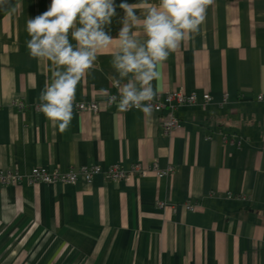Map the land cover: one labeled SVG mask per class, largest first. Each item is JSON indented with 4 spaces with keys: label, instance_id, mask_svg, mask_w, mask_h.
Returning <instances> with one entry per match:
<instances>
[{
    "label": "crops",
    "instance_id": "obj_1",
    "mask_svg": "<svg viewBox=\"0 0 264 264\" xmlns=\"http://www.w3.org/2000/svg\"><path fill=\"white\" fill-rule=\"evenodd\" d=\"M50 5L20 0L0 20V169L23 175L0 182V264H264V0H213L198 32L157 66V94L180 85L198 94L173 111L104 105L100 89L116 91L114 39L75 91L74 100H96L101 110L73 108L63 132L30 107L52 65L30 56L26 23ZM172 115L179 127L165 133ZM154 161L174 170L117 183L101 174L76 184L26 178L37 165L120 162L129 170ZM187 201L198 207L186 209Z\"/></svg>",
    "mask_w": 264,
    "mask_h": 264
},
{
    "label": "clouds",
    "instance_id": "obj_2",
    "mask_svg": "<svg viewBox=\"0 0 264 264\" xmlns=\"http://www.w3.org/2000/svg\"><path fill=\"white\" fill-rule=\"evenodd\" d=\"M6 2L0 0V6ZM141 3L147 4V0ZM141 3L120 4L125 15L116 38L106 31L116 15L113 0H51L46 12L27 20L30 56L52 65L49 81L38 97L39 110L61 132L72 119L78 83L114 39L118 40V50L112 54L111 65L118 95L103 88L100 94L107 103H117L121 111L136 108L150 114L157 95L152 85L159 77L157 66L198 32L213 0H159L138 18L134 9ZM134 30L142 32L143 38ZM124 80L127 82L121 83Z\"/></svg>",
    "mask_w": 264,
    "mask_h": 264
},
{
    "label": "built area",
    "instance_id": "obj_3",
    "mask_svg": "<svg viewBox=\"0 0 264 264\" xmlns=\"http://www.w3.org/2000/svg\"><path fill=\"white\" fill-rule=\"evenodd\" d=\"M148 2H156L157 0H147ZM115 85V84H114ZM116 91L110 92L112 95H118L117 87L115 86ZM261 99L262 96L260 95ZM106 97L104 99V105L112 106L114 103L109 104L106 102ZM203 102L205 104L213 100V97L209 92H205L202 95ZM198 100L197 92H187L185 87L180 85L178 88L173 90H167L163 93H159L155 96L154 100L151 102L152 109L159 112L162 111L165 107H169L172 111L181 105H190L196 103ZM20 109L26 107V102L23 99H20L15 102ZM40 101L32 104L30 107L36 111L39 110ZM102 104L96 100H83L73 102V108H76L80 112L88 113H97L101 110ZM129 110H138L136 108H131ZM127 110V111H129ZM118 111L125 113L127 111H121L118 107ZM179 127V120L172 115L170 120L162 124V130L165 133H171L175 128ZM174 170V166H168L165 169L159 167L157 161H154L152 164L144 163H134L132 164L129 170L125 169L120 162L110 164L106 167L101 164H84L79 167H70L66 170L60 168L49 169L43 165L34 166L30 172L26 175V178L30 183H39L45 182L49 184H76L80 179H83L87 183H92L96 175H103L107 180L113 182H119L121 180L129 181L133 175L136 176H145L149 173H154L158 177L167 175ZM23 175L19 174L15 170H4L0 169V182L3 185L8 184H18L22 181ZM230 196V195H229ZM247 198V197H246ZM249 198V197H248ZM160 205H163V202H159ZM185 207L188 210H194L198 207L196 202L187 201L185 202Z\"/></svg>",
    "mask_w": 264,
    "mask_h": 264
},
{
    "label": "trees",
    "instance_id": "obj_4",
    "mask_svg": "<svg viewBox=\"0 0 264 264\" xmlns=\"http://www.w3.org/2000/svg\"><path fill=\"white\" fill-rule=\"evenodd\" d=\"M20 0H7L6 4L0 6V20L12 10ZM116 15L112 17V22L106 27V31L112 36H118L119 30L122 26L123 11L121 8L115 7Z\"/></svg>",
    "mask_w": 264,
    "mask_h": 264
}]
</instances>
